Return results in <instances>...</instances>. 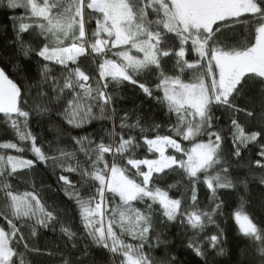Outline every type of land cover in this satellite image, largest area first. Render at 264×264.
<instances>
[{
	"label": "snow or ice",
	"instance_id": "6c2138e0",
	"mask_svg": "<svg viewBox=\"0 0 264 264\" xmlns=\"http://www.w3.org/2000/svg\"><path fill=\"white\" fill-rule=\"evenodd\" d=\"M0 8L24 10L23 15L9 17L14 33L9 43L18 45L17 51L26 58L35 52L43 61L39 79L29 84L19 75L18 65L0 57V114L5 123L10 122L19 141H31L30 147L12 141L0 143V149L18 153L0 154L4 199L0 264H16L14 256L19 257V264H25L26 252L45 254L38 246H29L22 231L25 225L18 218L27 217L31 222V237L39 238L41 229L55 232L59 224V231L72 242L77 234L69 212L78 216L77 227L82 226L80 239L86 241L83 257L89 254L90 245H96L119 257V264H176L177 258L167 252L162 258L153 255V233L156 244L166 246L168 241L161 235L170 225L178 221L182 228L203 232L205 221L215 223L213 217L222 214L224 207L220 202L211 211H201L197 207L198 186H206L210 201L218 200L220 189L233 188L232 158L243 159L249 142L260 143L254 164L264 173V0H0ZM92 21L95 28L89 32ZM236 28H243L248 38L230 44L225 34ZM30 31L36 32L37 39L42 36L43 42L26 45L24 35ZM82 60H89L90 71L98 76L86 74L89 70L81 67ZM166 62L172 63L174 74H167ZM56 65L61 66L59 74H53ZM186 71L193 72L188 80L182 79ZM153 73L158 80L155 89L148 79H142ZM112 82L138 88L166 106L167 133L160 131L161 124L145 127L138 110L119 108L123 97L111 89ZM253 84L258 85L261 99L259 130L246 131L238 114L245 112L249 124L257 126L253 123L257 112L241 108L237 99ZM51 104L63 105L58 115L72 129L93 119L110 121L111 128L102 124L104 134L98 142L91 138L95 133L71 136L74 150L58 146V154L48 155L41 138L23 129L32 119L39 122V118L50 116ZM222 117L227 123H221ZM229 136L231 148L224 158ZM48 143L51 147L61 140L57 137ZM145 149L155 158H147V154L136 158L138 151ZM27 152L34 158H25ZM247 167L251 170L253 162ZM17 169L30 170L34 178L49 169L52 175L59 171L57 190L72 208L61 211L55 201L49 205L35 182L31 191L19 192L9 183ZM170 173L188 178L180 198L169 194L174 185L161 186ZM260 181L264 185V174ZM135 202L144 207L135 206ZM234 219L249 239L239 264L244 259L257 264V255L259 264H264V227L242 210L235 211ZM125 235L135 243H126ZM223 235L217 225L212 235L199 242L196 235L190 236L184 246L209 264V249H218L217 255L225 252L220 247ZM21 242L24 251H17ZM76 248L77 244L71 243V249ZM47 254L53 253L49 250ZM63 264H81V257L73 259L69 251Z\"/></svg>",
	"mask_w": 264,
	"mask_h": 264
},
{
	"label": "trees",
	"instance_id": "16d2710c",
	"mask_svg": "<svg viewBox=\"0 0 264 264\" xmlns=\"http://www.w3.org/2000/svg\"><path fill=\"white\" fill-rule=\"evenodd\" d=\"M6 2V0H5ZM24 10L19 9L16 12L8 11L6 8H0V57L9 58L14 64L19 67V75L25 77L26 82L31 84L39 79L40 68L42 66V58H38L35 52H32L28 58L23 55L22 51H17L18 45L14 43H9L14 39L13 33V23L9 19L10 16L23 15ZM29 23H38L39 21H28ZM95 28L94 21L90 22L89 32ZM39 30L36 29V32ZM36 32H29L24 35V42L26 45L35 46L43 42V37L40 36L38 39L35 38ZM227 42L230 44H235L237 42L247 39V33L243 28H236L234 32L226 33ZM70 42V41H69ZM38 59L41 63L38 64ZM52 65L50 64V67ZM81 67L88 69L86 74H91L93 76H98L97 72H91L90 69L92 65L89 60H82ZM165 70L167 74H174L172 71V63H165ZM61 71V66L56 65L54 67L53 74H59ZM177 73L179 69L175 70ZM193 76L192 71H186L182 75V79L188 80ZM142 79H148L150 81V86L155 89V84L158 80L155 79V74H150ZM127 84V82H125ZM111 89L114 90L118 97H123L121 102L118 104L119 108L127 109L129 111L138 110V113L143 116L144 126L147 127L150 124H161V132L166 134L168 131V119H167V108L158 104L155 99L146 97L138 88L124 85H117L112 82ZM156 95L162 96L161 91H156ZM237 104L244 109L252 110L255 109L257 112L256 120L253 121L257 126H252L249 124L248 118L245 112L238 114V122L242 126L246 127V131H258L259 117L261 115L260 105L261 99L258 93V85H249L244 94L237 99ZM51 115H45L42 118L32 119L28 128L23 129L24 131H31L38 135L41 140L40 143L44 145V150L48 155H56V148L63 147L66 150H74L73 142L69 139L71 136H83L91 133L96 135L91 138L99 141V136L104 134L101 132V126L104 125L105 129L111 128L110 121H104L102 119H93L89 123L85 124L80 129H72L66 125L64 120L58 115V112L62 109L63 105L51 104ZM123 113H121L122 115ZM97 117L100 116L99 110L95 111ZM217 116L221 113L217 112ZM135 119V116L132 117ZM172 122H175V116L172 117ZM119 121H117V124ZM221 123H227L226 117L221 118ZM57 137L60 138L61 143L57 145L52 143L49 147L50 141H56ZM12 141L18 143L20 147H30L31 141H19V138L15 135L14 130L9 123H5V118L3 114H0V143ZM231 138L228 137L227 146L224 149V158H228V150L231 148ZM264 143V142H261ZM260 150V143L249 142L247 149L243 152V159L237 160L232 158L233 171L231 172L230 179L234 181V187L231 189H220L217 191L216 195L218 200L210 201L208 197L211 195L210 191L207 190L206 186L203 184L199 185L198 198L199 204L197 205L201 211H211L215 207L216 203L223 202L224 207L222 214L218 212L213 220L215 223H208L205 221L206 227L203 232L199 229L193 230L191 228H182L177 221L175 224L170 225L166 230L163 231L161 235L162 240L168 241L167 245L156 244L155 233H153V240L151 243L155 245L153 255L156 258H162L165 253L169 256L174 255L176 259V264H204V262L196 257L191 249L186 248L184 245L188 242V237L196 235L197 240H204L205 236H210L217 231V225L220 229H223V242L220 247L225 249L224 254L217 255V251L211 249L208 250V261L209 264H239L242 260L241 251L249 244V239L244 236V234L239 230V225L234 219V213L237 210H242L245 214L249 215L253 219L254 223H257L259 227H264V185L261 184L260 176L262 173L259 166L254 164V161L259 158L258 153ZM0 154L4 155H17L15 150H2L0 149ZM147 154V158H155L153 154L144 152H139L136 158H144ZM25 158L33 159L31 152L25 153ZM80 158L83 159V154H80ZM111 159V157H108ZM249 161L253 162V167L251 170L247 167ZM131 166H129L130 168ZM135 172L134 169H131ZM52 175L51 170L48 172H40L38 175L33 176V173L28 169H17V175L10 178L9 183L16 186L19 192L31 191L32 185L35 182L37 188L42 187L44 193V199L49 205H53L55 201V207L61 209H71L72 203L67 201L63 196L62 192H59L57 184V176ZM214 174V173H213ZM75 175V174H74ZM78 179V176L76 177ZM161 186L167 188L168 185H174L169 190V194L173 198H180L181 193L185 191V187L188 185V178L184 176L183 178L176 174L170 173L161 182ZM50 186V187H49ZM188 195V203L190 204V192ZM119 203L118 199L116 201ZM135 206L143 208L144 205L141 202H135ZM242 206V207H241ZM111 207V205H109ZM4 208L3 192L0 190V210ZM189 211L192 209L189 208ZM70 217L73 219V231L76 232V238L69 242L67 238L59 231V224H57L56 231L53 232L51 228L41 229L39 238L31 237V222L28 221L27 217L18 218L21 225H25L22 228L25 237H28L27 243L30 247L38 246L39 248L45 250V254L36 255L32 252L25 253V264H63V260L67 258V254L71 251V258L81 257V264H119V257L112 256L107 250L98 248L96 245H90L89 254L86 257L81 256V251L84 249V243L86 241H81V231L82 226L79 225L78 216L75 213L69 212ZM3 221L0 220V223ZM159 231V229H157ZM117 232L119 229L117 228ZM126 243H135L130 236H124ZM15 243V242H14ZM23 243L17 251H24ZM71 243H76L77 248L71 249ZM67 245V247H65ZM207 249V244L204 245ZM51 251L53 254L48 255L47 251ZM147 250V248H146ZM13 260L16 264H19V257L14 256ZM243 264H248V260L244 259ZM257 264H259V257L257 255Z\"/></svg>",
	"mask_w": 264,
	"mask_h": 264
},
{
	"label": "rangeland",
	"instance_id": "374dc122",
	"mask_svg": "<svg viewBox=\"0 0 264 264\" xmlns=\"http://www.w3.org/2000/svg\"><path fill=\"white\" fill-rule=\"evenodd\" d=\"M38 2H42V0H38Z\"/></svg>",
	"mask_w": 264,
	"mask_h": 264
}]
</instances>
